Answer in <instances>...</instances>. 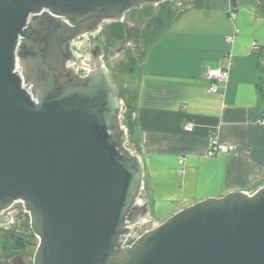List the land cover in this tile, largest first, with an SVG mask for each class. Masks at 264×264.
<instances>
[{"label": "water", "instance_id": "obj_1", "mask_svg": "<svg viewBox=\"0 0 264 264\" xmlns=\"http://www.w3.org/2000/svg\"><path fill=\"white\" fill-rule=\"evenodd\" d=\"M167 1L0 0V213L23 204L32 264H264V185L158 223L114 76L101 60L86 76L68 64L74 41Z\"/></svg>", "mask_w": 264, "mask_h": 264}, {"label": "crops", "instance_id": "obj_2", "mask_svg": "<svg viewBox=\"0 0 264 264\" xmlns=\"http://www.w3.org/2000/svg\"><path fill=\"white\" fill-rule=\"evenodd\" d=\"M191 1L154 43L147 46L146 36L135 44L145 59L132 91L131 136L158 223L203 200L264 185V11L253 0L210 12ZM128 24L132 32L136 23ZM229 64V79L212 93L206 74ZM213 140L233 150L209 156Z\"/></svg>", "mask_w": 264, "mask_h": 264}, {"label": "flooded vegetation", "instance_id": "obj_3", "mask_svg": "<svg viewBox=\"0 0 264 264\" xmlns=\"http://www.w3.org/2000/svg\"><path fill=\"white\" fill-rule=\"evenodd\" d=\"M183 2L184 0H169L159 5H148L146 14L145 12L137 14L140 9L132 10L126 14L123 22L103 23L96 36L85 35L73 42L72 50L76 62H69V66H73L81 76H86L93 70L95 63L101 60L108 66L116 80L118 76L113 71L112 63L115 59L113 48L115 44L118 45L122 41L119 32L116 33L117 30L122 29L124 32L122 38L124 44L123 46L120 44V47H129L135 54L136 48L133 46L144 41L147 36L146 32L150 31V27L154 23L153 19H156V14L158 12L166 13V18H169L172 15V9L176 10ZM164 5L166 7L163 9ZM129 22L136 23L132 32ZM149 22L151 24H148ZM128 31L131 32L130 40L127 39ZM116 60V62L119 61V59ZM29 223V215L25 212L21 202H15L7 211L0 213V234L7 233L5 250L3 254H0V264H32L34 255L30 252L33 242L29 240V237L32 236Z\"/></svg>", "mask_w": 264, "mask_h": 264}, {"label": "rangeland", "instance_id": "obj_4", "mask_svg": "<svg viewBox=\"0 0 264 264\" xmlns=\"http://www.w3.org/2000/svg\"><path fill=\"white\" fill-rule=\"evenodd\" d=\"M200 1L205 6L206 10H208V12L213 11L211 10L212 8L214 10L220 8L222 3L229 7L228 5L229 0H214L212 1V4L210 7H208V4L205 2V0H200ZM184 2L190 3L189 6H185L181 3V5L176 10H174V8L172 9V15L169 18H166V13L164 14L162 12H158L156 14L155 22L150 27V31L146 32L148 42L150 41V43L147 46H150L151 43H154L156 39L155 33L163 31L164 28L168 26V23L170 22V20L173 18L174 15L177 17V15H179L181 12H184L187 8L188 9L193 8L191 7L192 6L191 0H188V1L184 0ZM165 7L166 6L164 5L163 9ZM118 32H119V35L122 41L118 43V45L115 44L113 48L115 52L113 53L115 54L113 55L115 59L112 62L114 65L113 71H115V74L118 76V78L114 80V85L116 88L120 87V89H118V94L120 96L122 95L121 97H122V100L124 101V105L129 106V104H131V101H132V97L130 98V93L131 91H133V89H136L137 87L138 76H139V73L141 72V69L144 63L145 54L144 53L142 54V50H141L142 47H138L137 45H134L135 47L133 46V48H136L134 51L135 54L132 52V50L129 47H124V48L120 47V44L121 46H123L124 44L123 43L124 41L122 39L124 36V32L122 31V29H119V31H117L116 33ZM120 48L122 49L120 50ZM116 59H119V61L116 62L117 61ZM132 107L133 105L131 104V107H130L131 111H129V113L127 112L128 117H129L128 121L124 120V116H123L124 121L122 122L123 126L128 127L127 129L129 130V135H128L129 142H133L132 136H131V128H130L132 125V116H130L132 114ZM29 221H30V217H29ZM29 228L31 230L30 223H29ZM6 235L7 233L0 234V254H3V251L5 250L4 246H6V241H5ZM29 240L33 242V244H31L32 248H30V252L31 254L34 255L36 252L39 240L33 233H32V236L29 237Z\"/></svg>", "mask_w": 264, "mask_h": 264}, {"label": "built area", "instance_id": "obj_5", "mask_svg": "<svg viewBox=\"0 0 264 264\" xmlns=\"http://www.w3.org/2000/svg\"><path fill=\"white\" fill-rule=\"evenodd\" d=\"M231 15L235 18L236 14L234 12H231ZM238 32V31H237ZM229 42H233V37H229L228 38ZM226 59H228V57L226 56ZM229 68H230V64L225 66V67H221V68H217L214 70H211L210 72H208V74H206L205 78L210 82V91L212 93H216L218 91V86L220 83H224L229 79ZM122 104H124V101H121ZM186 129L188 131H191L193 129V125H188L186 127ZM126 130L128 131L127 127ZM233 148L226 146V145H222L219 143L218 140H213L209 151H208V155L209 156H214L220 153H229L230 151H232ZM182 163V162H181ZM143 230L144 231H149L150 229H152L154 227V223L152 221L151 218L145 220V222L142 225ZM134 236H132L131 238L128 239V241L126 242V245H130L134 242Z\"/></svg>", "mask_w": 264, "mask_h": 264}, {"label": "trees", "instance_id": "obj_6", "mask_svg": "<svg viewBox=\"0 0 264 264\" xmlns=\"http://www.w3.org/2000/svg\"><path fill=\"white\" fill-rule=\"evenodd\" d=\"M253 1H254L255 3H257L255 0H253ZM176 14H177V13H176ZM174 16H175V15H174ZM117 31H118V30H117ZM262 65H263V64H262ZM121 96H122V95H121ZM131 97L133 98L132 91H131V93H130V98H131ZM126 106H127V105H126ZM130 107H131V104H129V106H127V108H128V113H129V111H131V108H130ZM128 113H127V115H126V114L124 115V120H126V121H128V118H129V117H128ZM130 116H132V115H130ZM124 120H123V121H124ZM130 125H131V124H130ZM127 128H128V127H127ZM130 128H131V127H130ZM128 131H129V130H128Z\"/></svg>", "mask_w": 264, "mask_h": 264}]
</instances>
